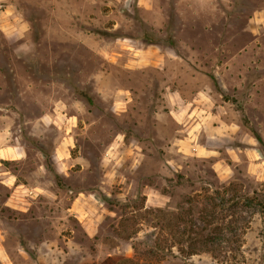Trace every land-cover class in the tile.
<instances>
[{"label": "rangeland", "instance_id": "374dc122", "mask_svg": "<svg viewBox=\"0 0 264 264\" xmlns=\"http://www.w3.org/2000/svg\"><path fill=\"white\" fill-rule=\"evenodd\" d=\"M146 1L0 0V264H264V212L215 255L161 229L264 185V0Z\"/></svg>", "mask_w": 264, "mask_h": 264}, {"label": "trees", "instance_id": "16d2710c", "mask_svg": "<svg viewBox=\"0 0 264 264\" xmlns=\"http://www.w3.org/2000/svg\"><path fill=\"white\" fill-rule=\"evenodd\" d=\"M197 198H188L184 201L188 208L180 206L176 212H171V217H163L165 227L161 229L171 230L170 237L175 240L173 243L185 256L200 252L215 255L223 240H241L247 229V220L250 218L251 223L255 213L264 212V185L261 190L240 192L235 184L228 183L214 190L213 195H198ZM167 242L156 240L141 259H127L126 263L162 264Z\"/></svg>", "mask_w": 264, "mask_h": 264}, {"label": "crops", "instance_id": "0c3cea01", "mask_svg": "<svg viewBox=\"0 0 264 264\" xmlns=\"http://www.w3.org/2000/svg\"><path fill=\"white\" fill-rule=\"evenodd\" d=\"M139 1H141V0H139ZM148 2L150 1L151 2V0H147ZM146 1V2H147ZM8 133V128L7 127H4V125L2 126V127H0V143L2 142V141H5V138H6V134ZM1 146H0V153H3V152H5V154L6 153H8V154H10L11 152H9V148H7V149H3L2 150V152H1Z\"/></svg>", "mask_w": 264, "mask_h": 264}]
</instances>
